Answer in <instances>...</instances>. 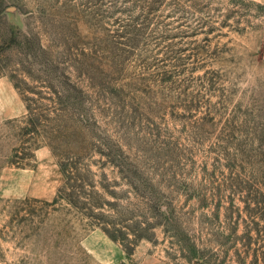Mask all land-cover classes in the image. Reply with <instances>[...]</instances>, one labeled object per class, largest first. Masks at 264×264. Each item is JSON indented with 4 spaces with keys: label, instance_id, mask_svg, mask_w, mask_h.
<instances>
[{
    "label": "rangeland",
    "instance_id": "374dc122",
    "mask_svg": "<svg viewBox=\"0 0 264 264\" xmlns=\"http://www.w3.org/2000/svg\"><path fill=\"white\" fill-rule=\"evenodd\" d=\"M0 98V264H97L94 230L123 264H264V2L0 0ZM41 148L55 198L6 197Z\"/></svg>",
    "mask_w": 264,
    "mask_h": 264
},
{
    "label": "crops",
    "instance_id": "0c3cea01",
    "mask_svg": "<svg viewBox=\"0 0 264 264\" xmlns=\"http://www.w3.org/2000/svg\"><path fill=\"white\" fill-rule=\"evenodd\" d=\"M264 2V0H255ZM9 94H11L10 89ZM24 113V106L18 98H0V114L3 118H13ZM36 167L29 169L6 170L5 180L10 177L17 183L6 188L4 195L9 198L33 197L52 201L60 184L58 166L51 158L47 148L38 149L35 153ZM9 179V178H8ZM85 250L97 264H123L125 261L121 247L100 230H94L82 241Z\"/></svg>",
    "mask_w": 264,
    "mask_h": 264
},
{
    "label": "trees",
    "instance_id": "16d2710c",
    "mask_svg": "<svg viewBox=\"0 0 264 264\" xmlns=\"http://www.w3.org/2000/svg\"><path fill=\"white\" fill-rule=\"evenodd\" d=\"M110 236V235H109ZM111 237V239L113 240V241H115V239L112 237V236H110ZM196 248V247H195ZM193 249V251H194V248H192ZM198 252L199 251H197V254H198ZM199 259L200 260H203V261H206V258H205V256H204V254L203 253H201V255L199 256Z\"/></svg>",
    "mask_w": 264,
    "mask_h": 264
}]
</instances>
